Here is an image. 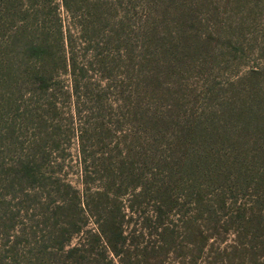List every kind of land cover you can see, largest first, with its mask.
Masks as SVG:
<instances>
[{
  "label": "rangeland",
  "instance_id": "rangeland-1",
  "mask_svg": "<svg viewBox=\"0 0 264 264\" xmlns=\"http://www.w3.org/2000/svg\"><path fill=\"white\" fill-rule=\"evenodd\" d=\"M71 1L77 4V0ZM55 2V10L63 22L64 41H70L69 48L77 69L73 72L74 67L68 66L69 70L65 67L67 71L57 72L47 90L38 88L37 82L31 85L30 106L38 114L48 108L49 114L45 116L49 124H57L59 135L55 137L56 146L43 171L49 183L44 182L45 178L41 179L35 187L38 195L34 188H22L18 184V179L13 177L16 169L11 162L13 155L0 151V264L25 263L27 257L30 259L34 255L32 243L51 245V234L57 222H63V213L79 217L82 213L87 214L88 220L81 233L84 237L86 230L96 232L102 214L107 210L116 211L117 205L122 206L125 215L124 229L130 238L132 261L159 264V248L155 247L157 257L150 251L151 246H159V223L150 218L154 206L158 205L153 191L159 186L160 178L169 171L176 173L175 178L184 177L187 181L190 163L194 160L189 135L192 124L188 128L190 123L187 120L191 113H209L213 105L206 92L209 86L217 83L216 86L220 87L223 79H236L251 69L257 74L248 75V79L264 86V53L259 50L260 44L264 47V16L255 21L243 16L239 12L238 0H83L85 7L96 2L105 3L109 18L105 29L124 22L120 45L115 46L104 42L102 35L91 31L85 34L79 14L66 11L61 0ZM126 8L128 12H125ZM146 14L158 22L162 35L160 42L167 48L177 46L169 57L172 64L167 71L162 68L160 72L159 94L154 95V102L143 107L146 113L168 119L164 144L156 142L153 146L146 142L144 114L142 109L137 111L132 96V90L135 93L140 90L137 81L143 76L140 68L147 48L143 45L140 29L146 26ZM230 23L236 26L235 30L227 29L225 35L230 37L237 31L235 38L245 44L242 49L246 57L236 68L235 62L230 67L228 63L225 67L218 64L221 50H226L221 45L224 39L219 35ZM50 34L53 39L52 32ZM54 35L56 37L55 31ZM52 50L58 51L56 48ZM207 61L216 68L208 67L210 64L205 67ZM82 67L83 70H78ZM218 67H222L221 74L213 79ZM78 83V92L71 97ZM108 86L109 90L106 89ZM101 92L105 94L99 95ZM128 97L130 110L123 108V99ZM76 109L81 110V117H89L86 124L90 127L86 128V135L94 137L89 139L90 143L86 142L85 163L81 162V152L80 155L78 152L81 147L80 120ZM121 116L127 118L122 119L125 123L121 133L125 140L113 126ZM190 121L192 123L193 119ZM32 125L34 130L28 131ZM38 130L39 123L31 124L22 139L32 140ZM120 137L122 142H118ZM4 155L6 157L2 158ZM102 176H108V180H114L116 184L124 178L135 187L129 186L126 192H119L117 196L109 193L108 198L96 201L94 207L91 195L104 191ZM177 187L171 194L177 204L169 216V220L175 223L177 238L174 254L165 258L164 264H191L189 237H183L193 211L191 192L183 186ZM114 197L116 203L112 202ZM63 199L66 201L64 209L52 213ZM129 205H133L134 212ZM81 234L73 236L64 249L76 245ZM144 246H148V250L144 251ZM86 248L88 251L82 252L83 256L76 264H105L108 260L119 264L111 252L100 254L101 247L96 242ZM144 254L149 258L145 259Z\"/></svg>",
  "mask_w": 264,
  "mask_h": 264
},
{
  "label": "trees",
  "instance_id": "trees-1",
  "mask_svg": "<svg viewBox=\"0 0 264 264\" xmlns=\"http://www.w3.org/2000/svg\"><path fill=\"white\" fill-rule=\"evenodd\" d=\"M61 2L70 14H79L85 34L91 31L104 36V42L120 45L124 22L114 23L105 29L109 24L105 3L96 2L85 7L83 0H77V4L71 0ZM237 5L243 16L253 21L263 19L264 0H238ZM56 7L55 0H0V124L4 125L0 127V151L13 155L11 162L16 166L13 177L18 179L22 188L35 189L44 178V182L49 183L43 171L56 146L55 137L59 136L57 124H49V119L45 116L49 114V109L38 114L30 106L33 92L31 85L37 82L38 88L47 90L57 72L67 71L68 66L74 67L73 72L77 69L69 48L70 41H64L63 22ZM125 12H128L127 8ZM145 18L146 26L140 30L147 52L140 68L143 76L137 81L140 90L136 93L132 90V96L137 111L142 109L144 114L146 142L153 146L156 142L164 144L168 119L146 113L143 107L154 102V95L159 94L160 72L162 68L167 71L172 64L169 57L177 46L165 47L159 40L162 35L159 33L157 20L148 14ZM235 27L230 23L223 27L219 35L224 39L221 45L226 50H221L222 56L218 64H223L224 67L227 63L229 67L232 66L233 62L235 68L239 67L238 63L246 57L242 49L245 44L235 38L237 31L230 37L225 35V30L233 32ZM52 48L58 51H53ZM259 50L264 53L261 44ZM227 54L230 56H226ZM209 64L207 61L204 65L207 67ZM208 67L215 69L216 65L212 63ZM221 68L218 67L213 79L220 76ZM256 74L251 69L236 79H223L220 87L216 86L217 83L209 86L206 92L208 99L213 102L209 113L203 111L190 114L193 121L191 123L188 119L190 124L187 127L192 124L189 135L193 142L194 160L190 163L188 179H177L176 173L169 171L164 178H160L159 186L153 191L158 205L154 206L150 218L156 224L159 223V246H151L150 251L157 257L155 247L159 248V264H164L165 258L169 259L174 254L177 231L169 216L177 204L171 194L179 185L190 190L193 204L190 225L183 236L189 237L191 264H264V86L258 85L259 82L251 80L252 78L248 79V75ZM109 87L106 89L109 90ZM78 88L79 83L75 85L71 97L75 96ZM104 94L105 92H101L99 95ZM128 99L129 97L123 99V108L126 110H130L131 101ZM80 111L76 109L80 120L78 131L80 130L81 151L78 152L79 155L81 152V162L85 163L86 142L90 143L89 139L94 137L86 135V128L90 127L86 124L89 117H81ZM123 118L126 117L121 116L113 123L122 139L125 137L121 133L124 128ZM34 123H39L40 130L32 140L24 141V133ZM34 128L32 125L28 131ZM121 137L118 142H122ZM172 137L173 134L170 140ZM101 179L104 180L105 188L102 193L95 192L91 195L94 207L97 206L96 201L108 198L109 193L117 196L119 192L124 193L132 186L124 178L118 184L114 180L109 181L108 176H102ZM35 192L38 195L37 189ZM112 202L116 203L117 198L114 197ZM65 203L63 199V203L57 204L52 213L64 209ZM119 203L121 204L120 201ZM129 208L133 211V205H129ZM63 214V222H57L51 234L52 244L32 243L34 255L30 259L27 257L23 264H66L67 261L69 264H76L77 259L83 256L82 252L88 251L86 246L90 247L95 242L101 247L100 254L107 255L111 252L117 257L119 264H139L138 260L132 261L130 238L125 234V215L121 205L116 206V211H105L96 232L86 230L84 237L81 233L88 220L87 214L82 213L80 217ZM79 234L81 235L76 245L64 249L72 237ZM148 248L144 246V251ZM143 256L145 259L148 257L147 254ZM105 264L113 263L108 260Z\"/></svg>",
  "mask_w": 264,
  "mask_h": 264
}]
</instances>
